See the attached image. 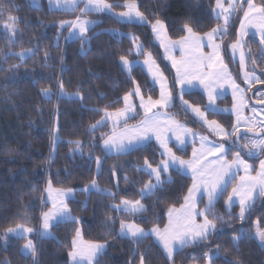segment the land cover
I'll list each match as a JSON object with an SVG mask.
<instances>
[{"label":"trees","instance_id":"16d2710c","mask_svg":"<svg viewBox=\"0 0 264 264\" xmlns=\"http://www.w3.org/2000/svg\"><path fill=\"white\" fill-rule=\"evenodd\" d=\"M135 1L149 24L160 19L172 38L184 34L185 24L196 33H206L219 24L213 15L216 0ZM107 2L120 5L113 9L121 10L126 0ZM0 13V264H34L32 255L21 252L24 239L4 242L2 235L5 229L23 223L25 218L29 221L25 226L38 228L40 215L46 208L44 188L49 182L58 189L77 190L69 208L80 223H60L53 228L54 239H39L37 264H69L68 253L78 225L84 240L107 244L98 264H139L142 253L144 264H205V253L215 256L217 251L219 255L211 264H237V261L264 264V248L255 238L240 240L238 247L232 244V237L241 229L253 237L255 222L264 227V204H255L241 224L225 210L228 191L213 212L214 216L223 218L222 223H217L218 231L200 245L178 251L172 261L151 237L137 245L118 236L121 220L135 221L145 229L154 225L164 228L168 209L180 207L191 186L188 176L172 171L171 182L142 201L147 209L142 215L117 214L112 205L121 199H138L141 188L149 182L148 175L137 169L146 159L151 165H158L162 157L154 143L122 155H106L101 145L109 134L107 126L90 131V126L103 116L102 110L115 111L122 107L123 97L132 91L134 83L145 94L156 96L142 69L134 68L130 76L121 68V56L134 59L132 42L125 36L111 34L109 29L117 28L138 37L144 51L150 50L172 76L162 63L148 25L122 24L101 17L102 22L89 32L88 49L81 54L80 41H67V30L60 28L61 22L74 19L76 14L50 11L45 2L41 8H34L27 0H0ZM9 16L16 18L10 30L4 27ZM236 21L225 37L228 42L235 37ZM257 43L253 40L252 47L259 52L261 46H256ZM22 51H31V55L22 60L17 55ZM61 83L64 95L60 92ZM44 89L49 90L50 98L43 94ZM186 98L204 106L205 98L200 93L186 94ZM172 112L188 127L203 131L178 106ZM55 124L58 141L52 150ZM230 124V117L225 118L223 125ZM76 141L81 142L82 151L76 152ZM175 152L187 158L190 148L184 153ZM97 158L102 160V167L96 176ZM94 179L101 189L114 193L115 198L101 192L87 195L83 188ZM238 213L239 209L234 207L231 217H238Z\"/></svg>","mask_w":264,"mask_h":264},{"label":"snow or ice","instance_id":"6c2138e0","mask_svg":"<svg viewBox=\"0 0 264 264\" xmlns=\"http://www.w3.org/2000/svg\"><path fill=\"white\" fill-rule=\"evenodd\" d=\"M38 2L39 0H31L34 7H38ZM243 2L247 3V10L244 11L240 29L237 32V40L230 47L234 58L239 51L240 68L244 82L251 85L253 82H259V77L252 71H245L246 55L242 50L244 42L241 37L242 35H246V28L248 26H255L259 30L260 43L264 45V5L257 6L254 0H242L240 10H243ZM81 4H83V7H80ZM216 5L217 8L221 9L216 14L217 19L222 18L224 25L214 27L205 34L208 41L207 47L210 51L207 54L200 51L204 46L203 38L194 33L193 29L185 24V30L188 35L176 42L182 50V59L177 61L171 55H166V58L171 60L172 67L176 70V84L181 89V108L185 112L190 109L221 141H227L236 135L242 119L240 110L246 107V103L243 95L244 89L235 82L228 67L225 65L221 56V45L215 43L217 35H227L228 23L232 12L237 9V5L235 0H228L227 8L222 6L221 0H216ZM49 7L50 10L64 12H75L79 8L82 15H88L102 12L111 13L114 7H120V5L110 4L107 0H49ZM122 7L125 11L118 12L114 16L117 23H143L147 19L144 13L138 10L135 0H126ZM253 14L256 15L254 16ZM254 20H259V24H254ZM15 23L16 18L9 16L8 22L4 24V27L5 29H9ZM65 23L67 22H61V28L64 27ZM94 26V21L85 20L79 16L69 25L70 29H78L82 44L86 43V33ZM151 27L153 33L159 35V30L164 28V24L160 19H156ZM12 30H14V27ZM75 36L76 32H70V38ZM132 39L136 41L138 38L133 36ZM12 42L14 43V41ZM161 46L165 48L167 54L169 47L163 43ZM175 46L172 45V47ZM134 47L137 55H145V65L149 66V71L153 74V80L160 84L159 98L153 100L150 96L145 101L139 86H137L135 95L140 98L139 107L143 110V119L138 125L131 128L125 126L122 130H118L120 122L123 121L126 125L127 120L133 118L128 114L135 111V106L129 102L132 93H128L123 97L125 102L124 108L115 112H109L106 108L102 110L104 115L99 121L90 126V131L99 130L109 121L115 120L116 123L112 126L113 133L107 136V138H103L104 148L107 152H116L118 154L130 152L145 144L152 136H155L160 146L164 149V152L161 153L162 160L159 165L153 167L146 159L144 167L137 169L138 172H143L148 175L149 182L141 188L138 199H121L119 204L112 205V208L117 214H127L132 217L142 215L147 210L142 201L147 197L153 196L157 191L162 190L165 183L171 182L170 178H164V174L172 169L180 171L181 173L185 169L191 172L193 183L184 196V203L179 209L174 207L168 209V223L163 229L159 228L158 225H154L150 231H146L136 222H125L124 220L120 222L119 236L121 238H129L133 243L138 245L148 236H154L166 253L167 259L172 261L175 252L187 247H196L206 241L212 233L218 231L217 223L218 221L222 223L223 218L213 215L215 206L227 191L229 184L235 180L236 171L240 167L243 168L245 174L239 177V182L232 188V192L229 193L225 204L227 205L230 218L238 219L243 224L247 214L251 212L255 204L254 194L264 196V161H261L260 170L257 174L252 176L249 172V165L241 159L242 153L238 148L231 163H229L226 158L229 148L226 147L225 143L217 144L211 142L207 137L187 129L185 125L176 120L174 115L161 113L159 109H170L174 107L175 97L172 94L166 77L159 71V66L156 65L151 53H144V48L141 44H134ZM194 52L197 54L194 55ZM262 55H264V52H262ZM26 56L27 54H21L20 58L25 59ZM120 59L125 68H131V62L125 56H121ZM194 81H197L207 93L208 104L203 111L199 107H193L187 100L183 99L185 86L189 89L195 87ZM225 83L229 84L233 89L232 111L237 117L236 125L233 126L234 131L231 133L225 131L215 120L209 121L206 118V113L218 114L221 111H227L226 109L221 110L215 106L216 101L221 98V95L217 93V87L222 88ZM42 92L46 97L50 98L51 94L49 90L44 89ZM60 92L61 95H64L63 83L60 84ZM154 109L156 111H153ZM243 124L249 132L253 131L258 124L259 129L256 131L255 136L251 138L238 136L232 142V146L236 147L239 144V140L243 138L246 140L244 147L250 149L249 155L255 154L256 150L264 152V136H261V133H264V124H261L254 118L252 120L244 119ZM168 132H172L175 136L177 141L176 147L179 151H183V147L187 143L186 135H190L194 141L199 139L200 148H193L191 160L185 161L173 153L172 149L168 146V137L166 136ZM75 143L77 150L82 151L83 146L81 142L76 141ZM209 157H214V159L209 160ZM97 163L99 172L100 161L98 160ZM124 179L127 182V176ZM153 179L155 181L154 183L152 182ZM93 189L101 192V194L111 196L113 199L115 198L114 193L99 189L95 180L91 182V187H86L84 191L91 192ZM45 191L48 193V200L51 201L52 206L47 212H42L41 225L38 232L33 227L25 226L29 223L27 218H25L23 223H17L15 227L5 229L6 235L26 240L21 252L25 256L30 253L34 258V264H37L36 257L38 255V249L33 239L28 238L25 234H36L41 239H54L51 229L59 223L67 221L80 223L78 218L72 216L69 208V202L73 198V193L77 190H56L54 194L51 182H49ZM205 197L207 198V203L203 208H199L201 200ZM233 197H238L239 199L240 212L238 217H231V208L234 204ZM198 218H202V222L198 223ZM109 219H112V217H109ZM76 236L77 238L80 236L79 229L76 230ZM246 238H255L260 242V246L264 248V227L259 226V221L257 222L254 237H252L251 233H245L241 229L238 235L232 237L233 246L238 247L239 241ZM104 248V244L89 243L84 245L78 243L77 239H74L72 242V250L69 251L68 255L73 261V264H84L85 261L86 264H98L97 257L104 251ZM144 255V253L141 254V264H144ZM218 255L219 252L217 251L215 256ZM215 256L210 253H205V258L209 264L215 259ZM237 264H239L238 261Z\"/></svg>","mask_w":264,"mask_h":264},{"label":"rangeland","instance_id":"374dc122","mask_svg":"<svg viewBox=\"0 0 264 264\" xmlns=\"http://www.w3.org/2000/svg\"><path fill=\"white\" fill-rule=\"evenodd\" d=\"M27 1L29 2L30 6L34 7L32 5V3H31V0H27ZM43 2L46 3L47 9L50 10L49 0H39L38 7H34V8H41ZM235 2H236V5H237V9L235 11H233L232 14H231V18H230L229 23H228V33H227V35H224V36L217 35L216 38H215V43L221 45V56L223 58V61H224L225 65L228 67V70L231 73V75H232L233 79L235 80V82L242 89H244L243 95H244V100H245V103H246V107H244V108H242L240 110V114H241V118L242 119H241V124L238 126V131L236 132L235 136H232L227 141H221L219 139V137L216 136L213 132H211L209 130V128L206 125L203 124V121H200L197 118V116L190 109L187 112H185L181 108V100H180V91H181V89H180V86L176 84V70L172 67L171 60L167 59L166 55H171V57L176 59L177 61L182 59V55H183L182 50L179 47V45L176 44V42L182 40L185 36L188 35V33L185 30V28H184V34L182 36H180L178 38H172L169 35L168 29L166 27V24L163 21L162 22L164 24V28L162 30H159V35L153 33L152 27H151L152 24H149L147 19L143 23H139V22H132V23L123 22L122 24L148 25L150 27L151 33H152V40H153L154 44L157 46V48L160 50L162 63L171 71L172 76L167 74L164 66L160 63V61L155 57V55L150 50H145L144 53H149V52L151 53L152 58L156 62V65L159 66V71L162 72L163 75L166 77L168 85L171 88L172 94L175 97V105H174V107L178 106L182 110V112H185L187 115H189L196 123H198L200 125V127L202 128L203 131L199 132V131H197V130H195L193 128H190L186 124H184L183 122L179 121L175 117L176 120H178L181 124L185 125L186 128L190 129L192 132H195V133H198L199 135L207 137L208 140L211 141V142H215L217 144L222 143V142L225 143L226 147L229 148V151L227 152V155H226V158H227L229 163H231V161L233 159V156L236 153V151L234 149L238 148L241 151V153H242L241 159H243L244 162L247 165H249L250 174L252 176H255L257 174V172L260 170L261 161H264V154H263L264 152L256 150L255 154L249 155L250 149L244 147V145L246 143L245 139H243L242 141H239V144L236 147L232 146V142L235 141L237 139V136L241 135V133L243 134L242 137L251 138V137L255 136L256 131H258L259 124L256 126V128L253 131H251V132L247 131L245 126H244V124H243V120L244 119L252 120L254 118L256 121L260 122L261 124H264V107H257L255 105V103H264V88H260V89H257V88L254 89L253 88L255 83H257V84L261 83L260 76H262V75L258 74L256 72V68L252 64H249V59H250L249 57L252 54H257V51H258L256 49H253L252 41L255 40V41L258 42L257 44H255L256 46H261V47L263 46V48H264V45H262L260 43V34H259L258 28L255 27V26H248L246 28V35H242V37H241L243 42H244L242 50L245 52V55H246V68H245V71L254 72L256 74V76L259 77V82H253V83H251V85L246 84L244 82V79H243V76H242V73H241L239 51L236 53V56L234 58L230 45L235 43L236 40H237V32L240 29V23H241V20L243 19L244 11L247 10V3L243 2V10H240V5L242 3V0H235ZM135 3L137 4V7H138V3L136 1H135ZM221 3H222V6L224 8L228 7V0H221ZM254 3L257 6H261V5H264V0H259V1L254 0ZM80 7H83V4H81ZM214 9H215V12H214ZM138 10H139V8H138ZM50 11L64 12V11H60V10H50ZM121 11H125V9L124 8H122L121 10L112 9L111 13L102 12V13H91V14H88V15H82L81 12L79 11V8H77V10L75 12H64V13H69V14H76V17L74 19H66V20H64L63 22H67V23H65L63 28H61V26H60V28L67 30V35H66L67 41H76V40L80 41L79 50H80L81 54H84L86 52V50L88 49V40H89V34H90L89 32L102 22L101 17H109L111 20L116 21L114 19V16H115L116 13L121 12ZM220 11H221V9L217 8L216 1H215L214 7H213V15H214V17L216 19H217V15L216 14L219 13ZM253 15L255 16L256 14H253ZM78 16L81 17L82 19L90 20V21H94L95 22V26L92 27L86 33V43H83V44L81 42V37L79 35L78 29H70V27H69L70 23L74 22ZM235 19H237V21H236L237 28H236V32H235V37H234L232 42H228V41H226L225 37H228L229 31H230V27H231V25H233ZM217 20H219V24L216 27L224 25V20L222 18L221 19H217ZM254 24H259V20H254ZM60 25H61V23H60ZM10 29H11V27L8 30H10ZM72 31L76 32V36L70 38V32H72ZM108 31L111 34H113V35H117L118 37L125 36V37L129 38V40L132 42V46H133L132 47V54L134 55V59L127 58L131 62V68L130 69L125 68L123 66V64H122L121 59L119 61L120 66L125 71V73L131 76L132 71L134 70V68L139 67L140 69H142L145 72V74L148 77V80H149L150 84L156 90V96L145 94L144 91L142 90V88L137 83H134V87H133L132 91L130 92V93H132V96H131L129 102L132 103L135 106V111L134 112H130L128 114L129 116H131L133 118L128 119L126 125L123 123V121L120 122L118 130H122L125 126L131 128V127H133L135 125H138L140 123V121L143 119V110L139 107L140 98L135 95L137 86H139L141 94H142L144 100L147 101L150 96H151V98L153 100L159 98V95H160V84L156 83L153 80V74L150 73L149 66L145 65V63H144L145 55L144 54L137 55V53H136L134 44L143 45L142 41L138 37H137L138 39L136 41H133L132 37L135 36V35H133L131 33H123L122 31H120L117 28H111ZM208 32H206V33H208ZM194 33H196V32H194ZM206 33H196L200 37L203 38V45L204 46L200 49V51L204 52L205 54H207L210 51V49L207 47L208 41H207V38L205 36ZM162 43L169 47V52L167 54L165 52V48L161 46ZM172 45H176V46L172 47ZM250 47L252 49H250ZM143 48H144V45H143ZM21 54H27V56H26V58H27L29 55H31V51L19 52L17 54L19 58L21 57ZM193 54L195 55L197 53L194 52ZM153 71H155V69H153ZM193 83L195 84V87H193V88L189 89V88H187V86H185V93H184L183 99L187 100L189 104L193 105V107H199L203 111L205 106L208 104L207 93L204 91L203 87L200 86V84L197 81H194ZM194 92L202 94L203 97L205 98V103H204L203 107H201L198 104H195V103L191 102L190 100H188L186 98V94H191V93H194ZM217 93L221 95V98L216 101V105L215 106L217 108L221 109V110H225L226 109L227 111H221L218 114L206 113V118L209 121L215 120L222 128L225 129V131L231 133V132L234 131V127L233 126L236 125V121H237V117L232 111V109H233V89L229 86V84L225 83L222 88H220L219 86L217 87ZM124 106H125V102H124V99H123L122 107L120 109H123ZM174 107H172L170 109H159V111L161 113H166L167 115H174L175 112H172V109ZM120 109H118V110H120ZM115 111H117V110H115ZM115 111H109V112H115ZM153 111H156V109H154ZM256 113H258V114H256ZM103 115H104V113H103ZM227 117H230L231 124L229 126H224L223 125V121H225V118H227ZM114 123H116L115 120L109 121L108 123H106L104 125V126H107V128H108L109 134L107 136H109V135H111L113 133V127L112 126H113ZM107 136H106V138H107ZM166 136L168 137V146H169V148H171L173 153L176 154L175 150H178V149L176 147L177 141L175 139V136L172 134V132L166 133ZM261 136H264V133H261ZM185 138H186L187 143L184 145L183 151H181V152L184 153L188 148H190L189 156L187 158H184V157L179 156L177 154L176 155L179 156L181 159H183L185 161H188V160L192 159L193 148H197V149L200 148V141H199V139H196L194 141L190 135H186ZM257 138H259V137H257ZM57 141H58V131H57V125L55 124L54 131H53L52 150L55 149V145H56ZM151 143H154L157 146V148L159 150V154L161 156V153L164 152V149L160 146V143L156 140L155 136H152L149 141H147L145 144L139 146L138 148L147 146V145H149ZM101 147H102V150H103L104 154H106V155H122V154H125V153L118 154L116 152H107L105 150V148H104L103 142H102ZM76 152H79V150H77ZM229 156H231V159L229 158ZM208 159L211 160V159H214V157H209ZM248 159H250L252 161H249ZM98 160L100 161L99 172H98V163H97ZM160 163H161V161H160ZM152 166L155 167L157 165H155V166L152 165ZM101 167H102V160L100 158H97L95 160V162H94V172H95L96 176L100 173ZM143 167H144V165L141 168H143ZM172 171H176V170L175 169L170 170L168 173L164 174V178L165 179H169V175H170V173ZM177 172L181 173L180 171H177ZM181 174H183L185 176H188L191 179V185H192L193 181H192L191 172H189V171H187V169H185L183 171V173H181ZM244 174L245 173H244L242 167H240L239 170L236 171L235 180H233L229 184V186L227 188L228 193H227V197H226L225 201L228 199L229 193L232 192V188L235 187L236 184L239 182V177L244 175ZM94 180L97 183V180L96 179H94ZM152 182L153 183L155 182L154 179H153ZM48 184L49 183H47L45 188H44V201H45V204H46V208H45V210L43 212H47L52 206L51 201L48 200V193L45 191V189L47 188ZM97 185H98V183H97ZM86 187H91V182L87 186H85L83 188V191H84V189ZM98 187H99V189H101L99 185H98ZM52 188L54 190V194H55L56 190H67V189L55 188L53 185H52ZM101 190H103V189H101ZM104 190H107L108 192H111L108 189H104ZM84 192L87 195L90 193V192H87V191H84ZM91 192H97V191L95 189H93ZM254 195H255V204H257V203L258 204H264V196H260L258 194H254ZM74 198H75V192L73 193V198L71 200H73ZM233 200H234V204H233L231 210L234 207H237L239 209V212H240V206H239L238 197H233ZM225 201H224V207H225L226 212H228V208H227V205L225 204ZM206 203H207V198L205 197L203 200H201V202L199 204V208H203ZM179 208L180 207H178L176 209H179ZM166 215H167V213H166ZM238 215H239V213H238ZM248 215H249V213L247 214V217H248ZM247 217H246V219H247ZM74 218H76V217H74ZM246 219H245V221H246ZM67 222H72V221H67ZM125 222H135V221H125ZM197 222L198 223L202 222V218H198ZM62 223H65V222H62ZM167 223H168V216H167V220H166V224ZM40 225H41V215H40L39 226L36 229L37 232L40 230ZM140 227L144 228L142 225H140ZM256 227H257V222L254 223L253 237L255 236ZM77 229L80 230V236L77 238L76 233H75V235L73 237V240L77 239L78 243H82L84 245H87L89 243L104 244L105 248H104V251L101 254H103L105 252V250L107 249V244L100 243V242H88V241L84 240V238H83L81 226L78 225ZM151 229H145V230L146 231H150ZM161 229H163V228H161ZM51 231L53 233V228L51 229ZM119 231H120V225H119V229H118V236H119ZM25 235L28 238L33 239V242L35 244H37L38 240L41 239L36 234H25ZM53 236H54V234H53ZM149 237H151L156 242V244H158V246L163 250V248L159 245V243L156 241L154 236L150 235L147 238H149ZM2 238H3L4 242H9L10 239H13V238L22 239V238H17V237L11 236V235H6L5 231H4L3 235H2ZM126 239H129V238H126ZM73 240H72V242H73ZM25 242H26V240L24 239V241L22 243V246H23V244ZM257 242L260 245V242L258 240H257ZM22 246H21V249H22ZM71 250H72V248H71ZM163 253H164V255L167 258V255L164 252V250H163ZM176 253L177 252H175L174 255ZM30 255L31 254L29 253L27 256H30ZM100 255L97 257V260L100 257ZM68 259H69V264H73V261L69 258V255H68ZM84 264H86V261L84 262ZM139 264H141V261L139 262ZM205 264H209L207 259H206V263Z\"/></svg>","mask_w":264,"mask_h":264},{"label":"flooded vegetation","instance_id":"af4514ba","mask_svg":"<svg viewBox=\"0 0 264 264\" xmlns=\"http://www.w3.org/2000/svg\"><path fill=\"white\" fill-rule=\"evenodd\" d=\"M262 52H264L263 46L261 47L260 51L257 52V54H252L249 57L250 58L249 64H252L256 68V72L262 75L260 76L261 83L260 84L255 83L253 87L254 89L264 88V55H262Z\"/></svg>","mask_w":264,"mask_h":264},{"label":"water","instance_id":"95a60500","mask_svg":"<svg viewBox=\"0 0 264 264\" xmlns=\"http://www.w3.org/2000/svg\"><path fill=\"white\" fill-rule=\"evenodd\" d=\"M252 96V95H251ZM255 105L257 106V107H264V103H255ZM242 133H241V135H239V137H242ZM238 137V136H237Z\"/></svg>","mask_w":264,"mask_h":264}]
</instances>
